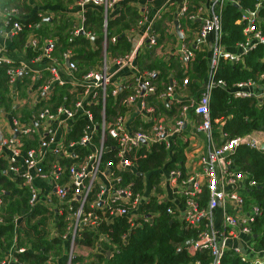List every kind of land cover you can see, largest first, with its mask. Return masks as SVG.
Returning <instances> with one entry per match:
<instances>
[{
    "label": "built area",
    "instance_id": "2783aa9c",
    "mask_svg": "<svg viewBox=\"0 0 264 264\" xmlns=\"http://www.w3.org/2000/svg\"><path fill=\"white\" fill-rule=\"evenodd\" d=\"M119 1H75L81 20L71 30L72 36L83 32L87 37L94 38L93 34L84 31L85 13L89 6L100 9L102 59L98 65L79 73L70 48L62 51V61H59L53 55L55 39L29 35L27 45L33 52L29 61L46 58L47 76L41 78L40 73L34 72L25 61L5 67L10 100L23 96L30 107L22 117L4 118V114L0 115V155L6 161L3 173L10 180L20 179V184L28 188L30 206L40 202L42 197L54 195L60 203L67 199L65 229L63 232L53 229L52 233L63 242H68L65 264H71L76 255L84 259L75 264H86L92 253L104 251L105 242L115 247L110 236L99 230L101 222L109 223L114 216L125 218L127 230L121 237L125 240L130 229L150 223L152 216L159 213L152 208L153 204H167L164 209L166 214L185 227L196 229V238L190 240L189 250L208 249L213 256L210 264H217L226 249L235 251L242 261L264 264V249L255 250L248 243L251 224L256 215L261 214V209L252 203L250 209L243 213L245 198L239 193L251 188L254 182L245 181L246 175L231 157L241 144L262 149L264 131L227 139L226 133L219 130L215 137L209 115L210 78L199 94L176 93L189 83L188 77L180 82L171 79L160 89L153 82L157 74L154 70L138 71L133 64L140 50L156 47V25L165 15L170 16L173 12V21L190 41L173 52L182 61L192 62L195 50H201L202 44L208 48L206 58L210 73L221 57L238 60L254 49L257 43L264 44V35L260 30L262 17L258 14L264 0H256L253 9H241L238 0H208L207 6L182 0L175 11H171V0H166L157 9L152 8V0H144L137 20L138 26L147 23L142 36L134 49L112 56L107 46L115 43L117 38L107 35V24L110 10ZM228 1L240 8L237 21L245 24L243 33L246 35L245 42L231 49L222 46L220 41V10ZM0 10V38H10L22 32L23 25L12 19L19 16V10L5 6ZM38 15L41 16V13ZM4 50L0 44V66L10 62L3 57ZM114 65L117 67L113 69ZM121 67L133 70L129 75L115 76ZM62 69L65 79L60 74ZM24 77L29 78L31 84L27 85L26 94L20 95L16 83ZM217 83L223 85L221 81ZM65 84L70 87L64 102L53 106L50 99L54 86ZM233 95L263 99L264 84L255 81L237 83L233 87ZM109 98L113 100V114L106 109ZM80 120L82 124L76 130L75 125ZM6 126L11 130L9 136L3 135ZM25 139L36 144L23 153ZM177 141L190 143L192 148L183 151L187 159L196 155L193 150L199 151L201 146L204 153H197L199 157L192 158L190 164L184 163V170L178 167L171 169L156 184L148 185L144 173H139L142 177L140 189L134 187L132 178L125 179V174H138L135 164L138 151L143 149L147 153L155 144H162L166 151L173 152L172 145H176ZM51 156L53 160H50ZM62 158L71 159V162L63 164ZM198 168L201 172H197ZM36 179L51 187L36 186ZM227 204L233 213L228 211ZM84 230L97 234L92 246L80 243ZM78 249L80 252H77ZM24 250V247L15 249L19 253ZM58 263V258L52 255L42 263L23 262L15 255L14 246L0 259V264Z\"/></svg>",
    "mask_w": 264,
    "mask_h": 264
},
{
    "label": "trees",
    "instance_id": "16d2710c",
    "mask_svg": "<svg viewBox=\"0 0 264 264\" xmlns=\"http://www.w3.org/2000/svg\"><path fill=\"white\" fill-rule=\"evenodd\" d=\"M199 0H192L193 5ZM241 9H253L256 0H238ZM18 0H3V5L17 6ZM240 8L231 2H226L221 10V44L229 49L238 43L246 40L243 33L245 24L238 22L241 11ZM258 14L262 17L260 26L261 33L264 35V2L263 6L258 10ZM13 20H17L23 25L20 38L15 42L18 44L22 41V35L26 31L32 30L39 32L41 35H55L61 44V49L75 45L76 56L74 57L78 72L82 73L102 59V16L99 8H91L90 6L85 13V21L83 23L84 31L93 34L94 40L87 37L84 33H78L77 36L70 35L71 29H65L68 26L64 23L62 26H56L53 31L50 23L42 27H37V23L41 20L34 12L27 18L13 16ZM131 19V17H130ZM124 17L121 15L119 19L108 21V36L116 35L115 43H109L107 51L113 55H123L129 51L132 44L126 40L121 29L127 27L123 24ZM65 22V21H64ZM121 24V26H120ZM115 29H112V26ZM111 26V29H110ZM65 31V32H63ZM163 31V30H162ZM92 44L95 47H92ZM64 49V50H65ZM208 48L201 45V50H195V58L192 62V68L186 71L189 84L180 87L179 91L183 94H196L201 82L207 75L206 53ZM116 53V54H114ZM141 66L149 70L159 68L162 71L160 78H165L167 73L175 66H166L160 64L157 60L140 59ZM189 63V62H188ZM175 68V67H174ZM173 75L179 82L184 78L181 67ZM4 65L0 66V107L8 108L11 102L8 93L9 87L6 84L4 75ZM264 44L257 43L254 49L249 50L238 60H229L221 57L218 65L210 73V82L212 87L210 90L209 115L213 124V135L218 136V131L226 133V138L231 139L248 135L254 131H264V98L255 97H234L233 87L237 83L255 81L264 84ZM192 80V81H191ZM194 80V81H193ZM221 81L222 84L217 82ZM28 79L26 77L19 79L16 86L23 92ZM40 80L37 81V84ZM155 83V82H154ZM157 85V84H156ZM158 86V85H157ZM160 86V87H159ZM160 89L165 86L159 85ZM182 88V89H181ZM201 91V90H200ZM200 91L197 93L199 94ZM66 90L55 85L52 91L50 102L56 106L64 102ZM107 112L113 114V100L108 99ZM219 123L215 124L214 121ZM82 121H78L75 125L76 130L80 128ZM75 134V133H74ZM74 134L72 136H74ZM23 145V153L27 148L33 147L36 142L25 139ZM190 143L177 141L176 145H172L171 151H166L162 144H155L150 152L143 149L136 153L135 164L138 174L132 176L124 175L126 180L133 179L134 187L140 189L142 187L141 176L144 173L148 181V185L156 184L162 175H168L173 168H181L184 170L186 156L183 151L189 150ZM238 165L239 170L246 175V182L253 181L254 185L245 190L249 194V200L261 209V214L256 215L254 222L251 224L252 233L248 237V243L255 250L264 249V150L252 149L244 144L239 145L231 156ZM53 160V156L50 157ZM63 164H69L71 159L62 158ZM6 168V161L3 155H0V259L4 258L14 246L15 255L23 262L42 263L48 256L52 255L58 258V264H65L67 259L68 242H63L60 237L54 236L53 229L57 232H63L65 229V214L67 212V199L62 203L53 195L49 198L42 197L40 202L33 206L29 204V190L20 184V179L10 180L3 173ZM47 185V188H50ZM206 198V192L203 193V200ZM76 205L75 202H73ZM170 202H168V205ZM167 204L155 205L152 208L159 211L154 214L150 223L130 229L127 238L122 240V234L127 230L126 219L114 216L113 220L101 222L99 230L108 234L111 242L115 245L103 243L104 251L101 253H92L86 264H210L213 256L208 249L190 251V240L196 238V229L185 227L179 220L173 216L166 214L164 209ZM97 234L91 230L83 231L81 244L92 246ZM24 247L22 253L15 251L16 248ZM13 251V250H12ZM110 251L111 253H107ZM83 257L76 255L71 264L83 261ZM217 264H250L248 261H242L240 256L232 249H226L219 257Z\"/></svg>",
    "mask_w": 264,
    "mask_h": 264
},
{
    "label": "crops",
    "instance_id": "0c3cea01",
    "mask_svg": "<svg viewBox=\"0 0 264 264\" xmlns=\"http://www.w3.org/2000/svg\"><path fill=\"white\" fill-rule=\"evenodd\" d=\"M75 1L76 0H18V4H17L18 7L12 6V5H7V6L17 8L19 10V16L18 17H20V18H27V17L31 16L34 12H36L37 16L39 18H41V20L37 23V27H39V26L42 27L43 25H46L47 22H49L51 28H53V31H54L56 29V26H62V25H64V23H67L68 26H66L65 29L68 30L67 27H69L72 30L73 27L77 26L81 20L80 9L76 5ZM165 1L166 0H152L151 1L152 8L153 9L159 8L162 4L165 3ZM181 1L182 0H171L170 2H171V4H173V7H171V11H175L176 6ZM200 3L203 4L204 6H207L208 0H199L197 4H200ZM197 4H195V5H197ZM143 5H144V0H121L117 3H115L113 8L109 12V22L113 21V20H117V19H119V17L121 15H123V17H124L123 24H127L126 25L127 27H125L121 30L123 31V35L126 37V40L132 44V47L130 48V50L134 49L136 43L139 41L140 37L142 36V30L147 26V23H144L141 26L137 25V20L139 18L140 12L143 9ZM3 6H4L3 0H0V9ZM38 13H41V16H45V17L39 16ZM1 16H2V14H1V10H0V17ZM130 17H131V19H130ZM151 17H152V13H150V15H149V18H151ZM173 19H174V12L170 16L165 15L162 18V20H160L158 22V24L156 25V30L158 33V40H157L156 47L155 48H148V49L143 48L142 50L139 51V53H137V55L133 61V64L138 71L149 70V69L143 68V66H141V64H143V63H141V60H140V59L145 60L147 56L150 58V60H157L156 62H158L160 64H166V66L173 65V64H171V62H175V64H174L175 68L173 67L170 70V72L167 73V75L165 76L164 79L159 77L162 74L161 69H159V68L152 69L157 73L156 76L153 78V82H155V84H157L158 86L159 85L165 86L166 84L169 83V81L171 79H175L173 75L178 70V68L176 69V67H178V66L181 67V69L183 70L182 73L184 74V77H188V75H186V71H188L190 68L193 67L192 63H185L178 56L173 54V52L177 48H180L183 44L188 45L190 43V41L187 40V38L180 32L179 29H178V32L176 31V28H178V26L175 24ZM111 26H110V29H111ZM120 26H121V24H120ZM32 27L33 26H31L29 28L30 30L26 31V33L24 35H22V41L19 44H18V42H15V41L18 39H21L19 36V35H21L20 34L21 32H19V34L15 35L13 37H10V38H0V44L2 46H4V48H5V50L3 52V57L9 59V61H10L9 63H4L3 65H4V69H5V67L8 65L18 64V62H20V61H25L26 63H28L29 67L32 70H34V72L35 71L39 72L40 77L42 78V77L47 76V74H48V72L46 70L47 59L41 58L40 60L35 61V62L29 61V59L33 55V52L31 51V49L27 45V37L29 35H35V36H38L41 38L52 37L53 39H55L56 49H55L53 55L59 61H62L61 60V53L65 48L61 49V46H60L61 44H59L57 36L50 35V34L41 35L39 32L32 30ZM113 29H115V26H112L111 30H113ZM63 32H65V31H63ZM70 34H71V31H70ZM112 36L116 37V35H114V34H112ZM91 40L93 43L94 38H91ZM92 43H91L92 47H95V45ZM66 48L71 49V51L73 53L72 57L74 59V57L77 54V52L75 51L76 46L72 45V46H68ZM114 54H116V53H114ZM112 56H115V55L112 54ZM98 64H99V62L97 64H95L94 66H96ZM116 67H117V65H114L113 69ZM132 70L133 69L128 68V67H121L118 69L115 76L129 75V73ZM60 74H61V77H63L65 79L66 75H65L64 69L61 70ZM4 75H5V73H4ZM209 78H210V69L208 68V65H207V75L201 82H198L199 87L195 92L196 94L206 86ZM27 79H28V82L26 83L25 87L23 88L24 91L22 92L19 89L20 95H25L26 92L28 91V88H26V87L28 84L29 85L31 84V80L29 78H27ZM6 84H7V81H6ZM69 87H70V85H66V84L64 86H62V88H64L66 90V93H68ZM6 94H7V92H6ZM24 99L25 98H23V96H22L18 100H15V101L11 100V102H10L11 105H9L8 108L0 107V115L4 114V118L11 117V116L22 117L23 115H26L28 113L30 105H29V102H26ZM3 135L4 136L11 135V130L8 126H6L3 129ZM198 146H199V144H198ZM201 148L202 149L199 151L193 150V153H195L196 155L193 154L188 159L186 158L185 164H190V160L192 158L197 159L199 157L198 154L204 153V151H203L204 147L201 146ZM189 153H191V151H189ZM35 185L40 186V187H45L47 185V183H45L41 179H36Z\"/></svg>",
    "mask_w": 264,
    "mask_h": 264
},
{
    "label": "rangeland",
    "instance_id": "374dc122",
    "mask_svg": "<svg viewBox=\"0 0 264 264\" xmlns=\"http://www.w3.org/2000/svg\"><path fill=\"white\" fill-rule=\"evenodd\" d=\"M197 172H201V170L198 168ZM98 180H99V178H97V181ZM239 193L245 198V203L242 207V212L246 213L250 209L252 202H247V199L249 200V194L246 191L240 190ZM227 209L229 212L233 213L231 207L228 204H227ZM77 252H80V249H78Z\"/></svg>",
    "mask_w": 264,
    "mask_h": 264
},
{
    "label": "water",
    "instance_id": "95a60500",
    "mask_svg": "<svg viewBox=\"0 0 264 264\" xmlns=\"http://www.w3.org/2000/svg\"><path fill=\"white\" fill-rule=\"evenodd\" d=\"M233 5H235V4H233ZM175 24L177 25V23L175 22ZM176 31L178 32V28H176ZM81 33H83V32H81ZM261 148L262 149H264V145L263 146H261ZM188 244L190 243V241L189 242H187Z\"/></svg>",
    "mask_w": 264,
    "mask_h": 264
}]
</instances>
